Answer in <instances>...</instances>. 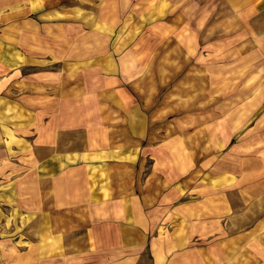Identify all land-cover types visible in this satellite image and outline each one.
<instances>
[{"label": "rangeland", "instance_id": "obj_1", "mask_svg": "<svg viewBox=\"0 0 264 264\" xmlns=\"http://www.w3.org/2000/svg\"><path fill=\"white\" fill-rule=\"evenodd\" d=\"M30 5L1 264H264V0Z\"/></svg>", "mask_w": 264, "mask_h": 264}, {"label": "crops", "instance_id": "obj_2", "mask_svg": "<svg viewBox=\"0 0 264 264\" xmlns=\"http://www.w3.org/2000/svg\"><path fill=\"white\" fill-rule=\"evenodd\" d=\"M33 8L30 5V0H0V25L1 21H16L26 17H18L22 13H31ZM1 41V27H0ZM13 51V49L11 50ZM16 50L14 49V52ZM0 64V68H1ZM16 94L17 80H0V225L1 223V203H10L17 200V185H16V168H11L10 164L2 163L1 160H7L16 153ZM9 113L6 120V113ZM11 112H14L12 116ZM13 119V121H12ZM13 122V124H12ZM8 132V133H7ZM11 170H15L11 172ZM3 186V188H1ZM58 200V195H57ZM44 224V222H43ZM0 236L2 235L0 229ZM2 262V249L0 239V264Z\"/></svg>", "mask_w": 264, "mask_h": 264}, {"label": "bare ground", "instance_id": "obj_3", "mask_svg": "<svg viewBox=\"0 0 264 264\" xmlns=\"http://www.w3.org/2000/svg\"><path fill=\"white\" fill-rule=\"evenodd\" d=\"M55 249V248H54Z\"/></svg>", "mask_w": 264, "mask_h": 264}]
</instances>
